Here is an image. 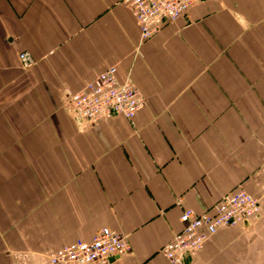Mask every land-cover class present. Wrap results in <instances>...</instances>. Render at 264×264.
<instances>
[{
  "label": "crops",
  "instance_id": "0c3cea01",
  "mask_svg": "<svg viewBox=\"0 0 264 264\" xmlns=\"http://www.w3.org/2000/svg\"><path fill=\"white\" fill-rule=\"evenodd\" d=\"M110 67L145 107L77 121L69 97ZM263 165L264 0H202L145 42L120 0H0V264H40L104 228L131 246L108 264H170L182 211L238 188L258 215L186 264H264Z\"/></svg>",
  "mask_w": 264,
  "mask_h": 264
},
{
  "label": "built area",
  "instance_id": "2783aa9c",
  "mask_svg": "<svg viewBox=\"0 0 264 264\" xmlns=\"http://www.w3.org/2000/svg\"><path fill=\"white\" fill-rule=\"evenodd\" d=\"M201 1L120 0V3L130 11L140 41L145 42L154 37L162 25L177 21ZM18 60L25 71L35 66L34 59L27 52L19 53ZM145 105L146 99L131 79L120 80L115 67L108 68L68 99L70 114L86 124L110 120L116 116L132 121ZM259 211V199L241 188L222 197L211 212L196 214L191 209H184L179 218L181 231L162 247L160 253L170 264H186V256L199 253L219 230L239 227L256 217ZM130 255L131 246L127 236L104 228L90 242L76 241L48 254L43 264H108L112 259Z\"/></svg>",
  "mask_w": 264,
  "mask_h": 264
},
{
  "label": "rangeland",
  "instance_id": "374dc122",
  "mask_svg": "<svg viewBox=\"0 0 264 264\" xmlns=\"http://www.w3.org/2000/svg\"><path fill=\"white\" fill-rule=\"evenodd\" d=\"M46 258H47V255H46V257H44V258L41 259L42 262H40V264H43V263L45 262ZM15 260H16V259H15ZM20 261H21V260H20ZM19 264H22V263H19ZM38 264H39V263H38Z\"/></svg>",
  "mask_w": 264,
  "mask_h": 264
},
{
  "label": "water",
  "instance_id": "95a60500",
  "mask_svg": "<svg viewBox=\"0 0 264 264\" xmlns=\"http://www.w3.org/2000/svg\"><path fill=\"white\" fill-rule=\"evenodd\" d=\"M77 121H79V120H77ZM80 122V121H79Z\"/></svg>",
  "mask_w": 264,
  "mask_h": 264
}]
</instances>
